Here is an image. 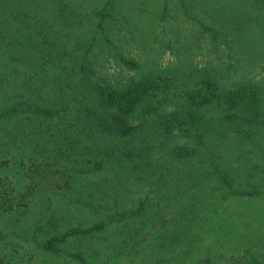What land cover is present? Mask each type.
<instances>
[{"label":"rangeland","instance_id":"374dc122","mask_svg":"<svg viewBox=\"0 0 264 264\" xmlns=\"http://www.w3.org/2000/svg\"><path fill=\"white\" fill-rule=\"evenodd\" d=\"M108 1L26 0L24 5H32L29 10L19 5L15 9L19 10L17 16L9 13V27L3 41L9 42V48L17 53H25L30 47L33 52L26 61L16 55L19 60L9 61V69L0 59V104H7L5 97L18 96L26 83H33L40 86L38 96L51 101L60 98L63 105H70L71 98L76 95L79 98V91L64 89V82L74 80L72 85H75L80 81L78 71H72L71 66L83 60L86 47L92 44L94 49L87 55L96 76L115 84L140 76L142 72L173 71L181 63L189 65L188 68L217 67L232 81L238 77L259 81L264 77V58L256 59L257 53L252 54L263 51L262 43L258 45L256 39L264 36V14L260 8H253L251 1L114 0V10L105 29H100L99 11ZM234 17L240 18L237 27L233 25ZM239 35L247 38L246 49L240 47V42L235 43ZM48 48H52L53 58L45 57ZM127 61H135L138 69H130ZM25 63L32 64L34 71L25 70ZM47 123L26 114L0 122V190L8 196L9 191H15L19 197L15 210L0 213V230L9 232V252L4 247L2 253L9 264H71L37 249L34 237L37 236L38 245L44 241L55 219L59 232H64L79 223L88 227L109 218L110 210L98 215L87 205L91 201L101 202L91 197L87 182L93 187L95 182L102 181V176H83L72 189L79 200L71 202L58 187L64 181L57 183L62 174L56 172L65 170L64 165H78L74 157L60 160L57 157L54 160L57 166L49 181L41 176L45 166L29 162L28 156H38L40 150H51L57 156L56 131H46L45 138H40L42 133L38 132ZM262 134L261 151L258 139L254 143L246 142L244 151L233 138L226 141L230 149L237 150L235 157L222 159L216 153L183 163L174 161V169L180 175L165 172L171 161L164 156V149L176 141L159 137L154 152H159L163 160L158 162L156 174L144 175L143 187L138 181L131 192L126 185L107 199L113 209H119L116 214L144 200L148 204L143 214L118 216L114 220H123L121 224L111 223L96 238L70 240L67 249L85 252L93 246L95 249L100 246L101 250L107 247V254L102 257L111 256L112 250L120 253L113 264H161L157 258L159 253L153 250L151 232L152 229L158 232L162 221L154 227H142L130 221L167 220L170 223L171 220V229L182 223L174 230L182 241L170 253V258H175L172 264H207L203 263L207 257H212L217 264H250L251 260V264H264V129ZM27 139L31 141L25 142ZM38 139L43 143L42 148ZM9 149L13 154L17 149L24 154L16 160L4 155ZM218 167L233 177L232 188L217 176ZM33 186V195H26ZM184 186L190 188L191 199L180 201ZM124 223L129 227L123 228ZM17 231L20 238L14 243L12 239Z\"/></svg>","mask_w":264,"mask_h":264},{"label":"trees","instance_id":"16d2710c","mask_svg":"<svg viewBox=\"0 0 264 264\" xmlns=\"http://www.w3.org/2000/svg\"><path fill=\"white\" fill-rule=\"evenodd\" d=\"M25 1L0 0V59H3L2 62L6 64L5 68L7 69L10 66L9 61L18 62L19 59L16 55L26 61L31 58L30 55L33 52L30 47V50L25 53H17L18 51L15 49L9 48V42L3 41L9 27V13L17 16L19 10L15 9L19 5L23 6ZM247 1H251L252 7L260 8L264 14V0ZM24 6L29 10L32 5L29 3ZM114 6V0H109L99 11L98 27L100 29H105V23L111 16ZM35 9L33 12L36 11ZM38 15L40 16V14ZM234 19L233 25L237 27L240 18L234 17ZM206 29L210 30V28ZM243 36L245 35L243 34ZM243 36H237L235 43L240 42V47L246 49L247 38H243ZM247 41L250 42V40ZM256 42L258 45L260 42L262 43L263 51L257 52L256 50L252 54L257 53L256 59H263L264 36L258 37ZM47 46H50V43L47 42ZM81 47L83 48V44ZM52 48H48L46 52L48 55L45 57H54ZM93 49V44L86 47L83 60L73 62L74 65L71 66L72 71H78L76 75H80V81L75 85H72L74 80L64 82V89L70 88L79 91L77 93L80 95L79 98L77 95L71 98L70 105H63L60 98L51 101L38 96L37 94H41L40 86L33 83H26L23 93L18 96L13 95L11 99L9 96L5 97L8 103L0 104V122L26 114L48 122L45 129L38 131L42 133L40 138L46 137V131H56L54 135L57 137L56 144L59 149L57 156H53L51 150L45 149L42 152L39 149L38 156H28V160L30 163L34 162L35 166H45V171L41 176L45 177L44 180L49 181L53 170H55L54 167L57 166L54 161L57 157L58 160L67 156L74 157L79 166L64 165L65 170L55 171L62 174L59 177L60 182L57 183L63 181L64 183L59 184L58 187L63 189V194H66L72 200L71 202L79 200L77 196L73 195L72 189L85 178L83 176L90 174L102 176L101 182H95L93 187L87 182V186L92 190L91 197L106 202L91 201L87 205L98 212V215L99 213L103 215L110 210L109 218L88 227L79 223L64 232H59V226H56L55 219L53 221L55 226L53 225L54 228L49 227L50 235L46 236L44 241L38 245V238L34 237L37 249L71 264L115 263L116 256L120 253L116 254L117 252L111 249L113 251L111 256L102 257L107 254L105 251L108 249L107 247L101 250L100 246H97L98 249L93 246L85 248V252H80L69 251L67 246L70 244V240L90 239L102 235L111 223L121 224L123 220H114L118 216L143 214L148 204L144 200L139 203L138 200L132 209H126L116 214L114 212L119 209H113V204L107 202V199L109 196L115 195V190L126 188V185L129 187L127 188L129 192L135 182L139 181L140 187H143L145 182L143 176L151 173L156 174L159 170L158 162L160 159L163 160L162 156H158L159 152H154L159 137L167 141H176V143L168 144L164 149L166 153L164 156L171 161L165 172L170 175H180V171L174 169V161L183 163L200 155L215 156L216 153L218 158L222 159L224 156L235 157L233 155L237 153V150L230 149L226 140L237 139V146L246 151V142L252 140L251 142L254 143L258 139L259 150L261 151L263 148L261 137L264 129V77L259 81L251 77H238L232 81L227 78V73L217 67L200 69L194 65L195 67L188 68L189 65L181 63L173 71L142 72L140 76L127 78L115 84L96 76L93 62L87 55L91 54ZM79 58H81L80 55ZM126 64L130 69L139 67L135 61H127ZM23 65L27 68L25 70L34 71L32 64L25 63ZM7 69L4 70V73L8 72ZM30 141L29 139L25 140L28 143ZM40 143V148H42L43 143ZM230 150H233L232 154H230ZM5 153L4 155L13 156L16 160L24 154L18 149L15 154L11 149ZM224 171L226 170L218 167V171L215 173L222 178L227 187L232 188L234 179ZM33 189H35L34 186L28 189L26 195H33ZM188 189L190 188L184 186L180 201L191 199ZM9 192L8 196L7 193L0 190V213L16 208V201L19 197L15 191ZM81 195L84 194L81 193ZM175 198L178 200L176 196ZM115 200L117 201V199ZM175 202L178 203V201ZM160 221H162L161 229L156 233L152 229L151 232L152 236L154 235L151 242L155 243L153 250L156 254L159 253L157 258L161 264H172L171 261L175 258H170V253L177 242L182 241L175 235L174 230L181 227L182 223L171 229V220L170 223L167 220H155V223L153 220H131L130 222H133L134 225L140 224L142 227L151 225L154 227ZM121 226L129 227L126 223ZM18 234H20L18 231L14 233L15 236L12 239L14 243L17 238H20L17 236ZM4 247H7L9 252V232L0 230V264H9V259L2 256ZM88 249L91 251H87ZM161 255L163 259H161ZM113 258H115L114 261H112ZM204 262L217 264L212 257L204 258ZM173 264L179 263L174 262Z\"/></svg>","mask_w":264,"mask_h":264}]
</instances>
